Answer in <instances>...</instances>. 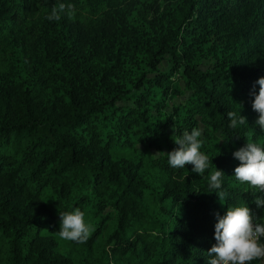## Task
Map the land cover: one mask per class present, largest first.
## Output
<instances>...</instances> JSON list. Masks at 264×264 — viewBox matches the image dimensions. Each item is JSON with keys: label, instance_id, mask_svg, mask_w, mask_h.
Wrapping results in <instances>:
<instances>
[{"label": "trees", "instance_id": "16d2710c", "mask_svg": "<svg viewBox=\"0 0 264 264\" xmlns=\"http://www.w3.org/2000/svg\"><path fill=\"white\" fill-rule=\"evenodd\" d=\"M60 3L74 17L47 20ZM262 76L264 0H0V264H207L217 213L264 223L233 156L264 146ZM197 127L203 176L154 156ZM75 208L83 244L56 234Z\"/></svg>", "mask_w": 264, "mask_h": 264}, {"label": "clouds", "instance_id": "9594fccd", "mask_svg": "<svg viewBox=\"0 0 264 264\" xmlns=\"http://www.w3.org/2000/svg\"><path fill=\"white\" fill-rule=\"evenodd\" d=\"M62 14H66L69 18L74 17V5L60 3L51 8L46 19L60 21ZM255 84L259 85V90L258 94L255 90L251 93L255 97L252 108L258 114L255 124L259 126L261 132H264V76L258 78ZM227 116L232 128L248 123L247 118L240 113L238 115L234 111H229ZM173 132L172 140L178 147L168 153L158 151L154 156L163 154L172 168L184 169L186 165H191L193 172L203 176L210 167V161L209 157L200 150L203 144L202 129L197 127L190 132L186 130L181 136L175 135V128ZM233 156L240 161L234 169L235 179L240 184H247L264 192V146L247 141L244 147L233 153ZM223 175H225L223 171L215 167V171L210 174L209 188L222 189ZM213 192L222 203L225 201L224 191ZM253 203L258 209L264 208V198L257 197ZM59 216L60 227L56 234L61 240L77 244L87 242L94 229L86 221L85 212L75 208L73 211L59 212ZM216 218L217 222L214 226L216 243L207 251L210 258L207 264L264 262V223L254 219L253 210L249 206H229L223 216L217 213Z\"/></svg>", "mask_w": 264, "mask_h": 264}, {"label": "rangeland", "instance_id": "374dc122", "mask_svg": "<svg viewBox=\"0 0 264 264\" xmlns=\"http://www.w3.org/2000/svg\"><path fill=\"white\" fill-rule=\"evenodd\" d=\"M204 63V62H203ZM205 64V66L207 65L206 63H204ZM202 66H204V65H202Z\"/></svg>", "mask_w": 264, "mask_h": 264}]
</instances>
